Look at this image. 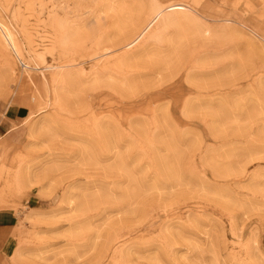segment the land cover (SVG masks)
<instances>
[{
	"label": "rangeland",
	"instance_id": "rangeland-1",
	"mask_svg": "<svg viewBox=\"0 0 264 264\" xmlns=\"http://www.w3.org/2000/svg\"><path fill=\"white\" fill-rule=\"evenodd\" d=\"M0 209V264H264V0H0Z\"/></svg>",
	"mask_w": 264,
	"mask_h": 264
},
{
	"label": "crops",
	"instance_id": "crops-1",
	"mask_svg": "<svg viewBox=\"0 0 264 264\" xmlns=\"http://www.w3.org/2000/svg\"><path fill=\"white\" fill-rule=\"evenodd\" d=\"M29 114L28 107L24 104H9L4 111L5 131H15L22 124V120ZM34 199L39 197L34 196ZM16 215L11 209H0V249L5 244L6 239L10 236L15 225Z\"/></svg>",
	"mask_w": 264,
	"mask_h": 264
}]
</instances>
